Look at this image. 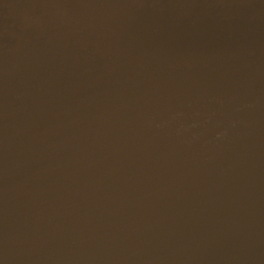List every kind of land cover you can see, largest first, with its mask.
I'll return each instance as SVG.
<instances>
[{
  "label": "water",
  "instance_id": "95a60500",
  "mask_svg": "<svg viewBox=\"0 0 264 264\" xmlns=\"http://www.w3.org/2000/svg\"><path fill=\"white\" fill-rule=\"evenodd\" d=\"M0 264H264V0H0Z\"/></svg>",
  "mask_w": 264,
  "mask_h": 264
}]
</instances>
